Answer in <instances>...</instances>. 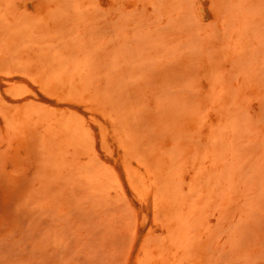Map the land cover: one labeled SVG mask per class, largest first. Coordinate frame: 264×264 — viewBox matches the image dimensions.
Segmentation results:
<instances>
[{
	"label": "rangeland",
	"instance_id": "1",
	"mask_svg": "<svg viewBox=\"0 0 264 264\" xmlns=\"http://www.w3.org/2000/svg\"><path fill=\"white\" fill-rule=\"evenodd\" d=\"M0 264H264V0H0Z\"/></svg>",
	"mask_w": 264,
	"mask_h": 264
}]
</instances>
